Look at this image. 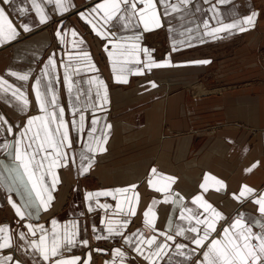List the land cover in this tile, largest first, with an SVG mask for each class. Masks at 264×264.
<instances>
[{
	"label": "crops",
	"instance_id": "obj_1",
	"mask_svg": "<svg viewBox=\"0 0 264 264\" xmlns=\"http://www.w3.org/2000/svg\"><path fill=\"white\" fill-rule=\"evenodd\" d=\"M97 2L99 0H73L75 7L63 14L53 10L54 3L47 4L46 11L51 14V19L44 24L38 23L35 10L31 8L32 0H13L15 7L9 10V15L17 27L20 26V21L35 22L38 26L27 33L21 31V35L16 39L0 45V75L27 91L31 100L27 114H38L34 80L48 56L55 53L59 82L55 83L54 87L58 90L60 101L65 107L64 118L70 122L73 144L69 151L77 152L75 162L56 169L59 183L53 190L55 199L51 202L52 206L47 210L42 208L38 215L31 217V222L44 224L50 230L53 217L59 221L60 226L73 219L80 221V237L88 238L93 247L109 250L104 258H98L96 251L92 253L93 264H105V260L112 258L111 249L122 246L123 241L119 236L94 240L92 225L95 223L98 228L104 229L101 221L105 219L106 213L108 216L119 214L120 210L115 206L120 201L115 196H101L98 198L101 204L108 203L111 207L108 209L95 207L90 211L86 191L135 184V191L139 193V204L136 214L130 217L131 223L126 231H135L144 226L143 213L153 198L159 201L154 207L157 213L156 226L167 229L169 221L174 225L180 221L179 211L171 201L163 200L165 193L160 192L158 188H152L148 183L149 179L153 178L151 174L153 166L157 169L156 178L160 180L163 179L159 175L161 173L177 177L171 184L169 194L176 192L182 195L189 207H198L192 201V197L202 193L205 199L223 211L229 219L238 213H246L249 220L253 217L259 218L258 205L252 197L237 200L232 194H239L243 184L255 188L257 195L264 193V79L257 81L249 77V67L254 63L249 62V65L241 63V56L254 53V48L257 47L261 49L264 57V4L259 5L257 0H228L226 4H218L225 22L248 15L251 11H257L259 15L254 27L243 32L226 30L217 34L216 39L205 34L203 20H210L209 27L216 25L209 5L217 3V0H191V6L183 17L176 13L171 17L162 15L164 25L153 30H143L142 24L126 29L122 27L120 21H117L115 26L109 25L108 30L117 34L116 39L141 32L140 43L154 49L152 55L156 60L166 59L171 53L172 66L153 67L151 71L145 69L143 74L132 72L127 74L128 82L124 83L115 80L117 73L113 71L112 58L108 55V51L113 50V45L109 44L108 49H105L104 45L107 42L105 38L100 37L78 15L80 10L90 8ZM157 4L162 11L159 0ZM25 7L28 11H21ZM169 23L173 28L171 33L168 29ZM197 25L199 27H196ZM57 28H61L62 31L68 29L63 43L55 35ZM73 28L76 29L78 36L72 35ZM186 29H192L191 33L185 31ZM189 36L191 39L187 40L188 46L177 45L178 50L173 51L172 39L186 40ZM80 37H83L82 44L79 43ZM73 40L78 44L75 48L72 45ZM68 52H88L91 62L95 64V68H92L86 58H81L79 63L75 59L70 61L74 81L73 92L79 89L81 103L91 98L99 106L96 89L100 86L94 77L103 79L108 88V102L102 106V110L80 109L86 116L84 139H87L93 114L100 118L97 135L104 129L105 123L112 126L106 130L110 133L105 144L107 151L92 153L95 161L89 171L83 174L79 173L81 142L76 128L71 124L72 104L67 84L63 79L64 64L61 63V58L69 61ZM216 54L225 55L221 56V59L216 57ZM231 58H234L233 62H229ZM141 59L142 61L144 59L143 53ZM188 60L210 62L177 63ZM120 63L123 61L118 58L117 64ZM241 65L247 70L244 75H248L247 77L243 76ZM215 66L219 67L221 72L211 75L209 71ZM257 66L252 69H258L259 72L260 66L259 64ZM9 68L14 71L31 70L29 81L24 82L11 76ZM194 71L197 72L196 75ZM164 73L171 74H168L169 77H163ZM151 81L155 82V87ZM221 82L238 84L222 92L208 90L207 87L210 85ZM199 86L209 92L201 93ZM9 101H15L11 93L0 92V112L9 122H23L26 114H22L15 103ZM76 115L78 119L79 112ZM253 129L257 130L256 134ZM16 131L18 129L13 133L0 131V144L5 138L12 140ZM13 160L14 157L0 148V224L9 223L15 229L19 217L8 197L11 196L17 203H21V193L15 188L9 191L6 187V184L11 182V177L8 176L5 167L11 166ZM253 164H256L254 168ZM248 168L252 170L246 171ZM206 173L211 174L208 177L207 191L200 187ZM212 177L224 180L226 187L224 189H220L219 186L213 187L215 181ZM46 181L51 182V175L46 177ZM123 195L130 197L132 191ZM96 199L94 197L92 203ZM119 218L122 219L123 216L120 215ZM23 223L21 221L22 225ZM223 223L224 221H221V224ZM24 228L26 230V225ZM253 230L259 231V228L254 227ZM178 240L182 241L183 238L178 237ZM108 243L111 244L107 245ZM4 251L6 253L8 250ZM14 255L18 258L23 257L25 264H32L31 256L23 255L19 250L15 251ZM65 255H80L85 258L86 248L77 246L65 252ZM184 259L173 253L161 264H180ZM127 264L145 262L142 257L130 255Z\"/></svg>",
	"mask_w": 264,
	"mask_h": 264
},
{
	"label": "snow or ice",
	"instance_id": "obj_2",
	"mask_svg": "<svg viewBox=\"0 0 264 264\" xmlns=\"http://www.w3.org/2000/svg\"><path fill=\"white\" fill-rule=\"evenodd\" d=\"M55 5L54 11L60 14L68 12L75 7L73 0H32L31 8L35 10L38 17V23L44 24L51 19V14L46 11L47 4ZM228 0H217V3L209 5L212 13V19L216 20V25L209 27L210 20H203L205 34L212 39L217 38V34L226 30L246 31L255 26L259 13L251 11L250 14L239 18L229 19L225 22V17L221 14L218 4H226ZM99 0L90 8L80 10L78 15L87 22L100 37L107 41L104 45H113V50L108 51L112 58V69L115 73L117 82H128V75L132 72L143 74L145 69L151 71L153 67L172 66L171 53L168 58L156 60L152 55L154 49H150L140 43L142 39L141 32H134L132 35L116 39V33L109 31V25L115 26L117 21L122 22L124 28H135L137 25L143 26V30H153L164 25L161 16L171 17L173 13L183 17L191 6V0ZM142 5V6H141ZM13 0H0V45L12 41L21 35V31L27 33L38 24L35 22L20 21V26L13 22L9 15V10L14 8ZM21 11L27 12L28 8H22ZM61 26L63 22L61 21ZM196 27H199L197 25ZM169 32L173 31L171 23L168 24ZM68 29L57 28L56 37L61 43L65 42V34ZM191 33L192 29H186ZM72 35L78 36L76 29H71ZM172 39V49L177 51V45L188 46L187 40ZM83 37H80L79 43H83ZM73 48L77 47V41L73 40ZM119 50V51H117ZM144 59L142 61L141 54ZM69 61L61 58L64 64L63 79L67 84L72 113L71 124L76 128L81 142L79 150V173H87L95 161L92 153L107 151L105 144L108 139L107 129H111L110 123H105L104 129L98 132L99 117L93 114L91 125L87 131V139H84L86 126L85 112L81 108H92L102 110V106L108 102V88L103 79L94 77L100 87L96 89V96L99 100V106L88 98L86 102L81 103L79 98V89L73 92L74 81L72 79L71 60L75 59L77 63L81 58L88 59L92 68L95 64L91 62L88 52L67 53ZM123 63L117 64V59ZM209 60H188L177 62L179 64H206ZM143 64V66H141ZM13 77L28 82L31 77L29 71H14L8 69ZM59 82V73L57 72V59L55 53L49 55L47 61L43 64L39 74L35 77L33 88L35 101L38 105V114H27L30 110L31 100L27 91L22 90L16 84L11 83L3 75H0V92L11 93L15 101V106L22 114H26V119L21 123L9 122L8 118L0 112V131L4 133H13L12 140L5 138L0 144L5 152L14 157L11 164L5 165L8 170V176L11 182L6 187L11 191L15 188L21 193V203H17L8 197L15 209L19 219L16 221L17 228L13 229L9 223L0 224V264H25L23 257H16L14 252L19 250L23 255H29L32 264H91L92 253L108 252V249L90 246L88 238L80 237V221L73 219L66 221L60 226L59 221L53 217L51 219V229L44 224H33L31 217L38 215L43 208L47 210L52 206L51 202L55 199L53 190L59 183L57 168L67 166L77 159L76 151L72 149V137L69 129V121L65 119V107L60 101L58 90L54 87ZM155 87V82L151 81ZM101 87L103 91H101ZM73 97L75 99L73 100ZM18 102V103H16ZM77 112L79 116L77 119ZM259 161L256 162L258 164ZM252 165V168L256 166ZM252 168L246 169L251 171ZM152 179L148 183L154 189L158 188L160 192L165 193L163 200L171 201L178 208L180 221L175 225L169 221L167 229H160L156 226L157 213L154 207L158 200L152 199L151 204L144 211V226L135 231L127 232L128 225L131 223L130 217L136 214L139 204V193L135 191L136 185L131 184L125 187L106 188L95 191H86V199L89 201L88 209L94 210L95 207L108 209L111 207L108 203L101 204L98 199L101 196H115L119 199L116 209H119L117 216L105 215L101 223L104 229L98 228L95 223L92 225V236L94 240L112 239L119 236L123 241L122 246L111 249L112 258L105 260V264H127V258L130 255H137L143 258L145 264H161L166 257L174 253L184 257L180 264H264V193L256 194L257 190L248 184H243L239 194L233 193L235 199L243 200L246 197H252L258 205L259 218L248 219L246 213H238L234 218L229 219L225 213L215 207L211 202L205 199L202 193L192 197V201L198 207H189L185 204V197L176 192L169 194L171 184L177 177L159 174L162 180L156 178L157 169L151 168ZM51 175V182L46 181V177ZM210 173L205 174V180L200 187L207 191L208 177ZM215 181L213 187L219 186L220 189L226 187L225 181L212 177ZM132 191L130 197L123 194ZM96 197L94 203L93 198ZM203 209V211H200ZM122 215L123 218H119ZM23 221V225L21 224ZM221 221H224L221 224ZM26 225V230L24 228ZM219 225V227H218ZM258 227L259 231H254ZM182 237L183 240H178ZM187 241V242H184ZM77 246L86 248V257L80 255H65ZM8 250L6 253L4 250ZM128 249V250H125ZM31 250V251H29ZM37 257L39 259H37Z\"/></svg>",
	"mask_w": 264,
	"mask_h": 264
},
{
	"label": "rangeland",
	"instance_id": "obj_3",
	"mask_svg": "<svg viewBox=\"0 0 264 264\" xmlns=\"http://www.w3.org/2000/svg\"><path fill=\"white\" fill-rule=\"evenodd\" d=\"M258 1V3H259V5H260V3H261V5L262 4H264V3H262V2H264V0H257ZM257 29V28H256ZM258 31H260V29H258ZM223 55H225V54H220V56H218V54H216V57H218V58H221L222 59V57L221 56H223ZM227 57H230V56H227ZM231 57H233V56H231ZM232 59V60H231ZM230 59V61L229 62H233L234 61V58H231ZM218 60H220V59H218ZM217 60V61H218ZM249 62H251V63H254V65H251L250 67H249V69H250V71H249V77L251 78L252 77V79L253 80H260V81H262L263 79H264V57H263V55L261 54V49L259 48V47H257V48H254V53H251V54H247V55H242L241 56V63L242 64H245V65H249ZM259 64V66H260V68H259V72H257L258 71V69H252V68H254V67H258L257 65ZM240 67V66H239ZM241 67H242V69H240L242 72H243V76L244 75H246L245 73H247V70L246 69H244L245 67L244 66H242L241 65ZM233 70V69H232ZM240 71V72H241ZM185 72V71H184ZM221 72V70L219 69V67H217V66H215V67H213V68H211L210 69V71H209V73H211V75H214V74H217V73H220ZM236 72V71H235ZM151 73V72H150ZM179 73H180V71H179ZM194 73V75H196L197 74V72L196 71H194L193 72ZM168 74H171V73H164L163 74V77H166V76H168L169 77V75ZM175 74V72L173 73V75ZM248 76V75H247ZM247 76H244V77H247ZM230 81H232V80H230ZM242 81V80H241ZM236 84H238V83H225V82H221V83H217V84H212V85H210V87H207L208 88V90H210V91H219V92H222V91H224L225 89H227V88H229V87H233V86H235ZM197 88V87H196ZM199 88V90L201 91V93H207V92H209L208 90H204L201 86H199L198 87ZM166 89H168V87L166 88ZM257 130L255 129H253V132H255V134L257 133L256 132ZM93 182V181H92ZM95 182V181H94ZM111 243H108L107 245H110ZM90 246H92L93 247V244H90ZM105 253L106 252H104V253H101V252H95V254H96V256L98 257V258H104L105 257ZM91 264H93V259H92V262H91Z\"/></svg>",
	"mask_w": 264,
	"mask_h": 264
}]
</instances>
